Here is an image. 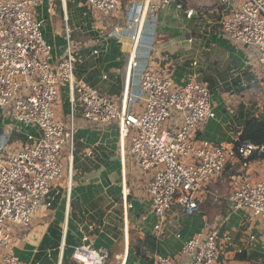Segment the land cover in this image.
<instances>
[{
	"label": "crops",
	"instance_id": "crops-1",
	"mask_svg": "<svg viewBox=\"0 0 264 264\" xmlns=\"http://www.w3.org/2000/svg\"><path fill=\"white\" fill-rule=\"evenodd\" d=\"M177 1L183 10L176 9L173 1L162 6L161 0H150L156 9L145 10L140 24L125 18L127 0L107 18L96 17L86 0H38L36 18L57 56L70 46L75 78L119 106L125 105L130 93H139L141 69L131 65L136 58L143 63L146 60L150 68L178 84L202 82L209 90L216 116L201 125L197 138L233 148L247 120H264V71L258 63V51L231 42L217 23L220 16L238 9L243 0H233L229 6L219 0ZM188 8L197 13L195 17H185ZM151 17L153 22L148 21ZM207 19L214 22L208 24ZM151 25L154 37H148ZM112 31L117 35L110 36ZM68 108L64 86L55 106L56 120L67 122ZM141 111L137 103L133 112ZM75 115L74 149L71 154L67 149L60 154L63 177L52 185L49 206L39 208L31 228L16 241L20 264H39L50 254L60 264L82 237L94 248L108 249L110 264H151L158 255L186 264L189 259L181 254L184 242L214 229L219 264H264L261 219L246 209L232 210L222 199L230 193V177L241 169V160L230 161L223 174L206 187L200 196V212L187 217L173 204L163 217L162 231L157 232L153 227L157 219L146 196L151 173H139L131 161L128 131L115 123L103 127L86 124L79 108ZM32 131L0 108L2 154L14 152L27 134L34 135ZM247 163L245 171L251 183L260 181L264 157L247 159ZM132 200L140 203L135 223L127 205ZM48 216L51 220L44 222Z\"/></svg>",
	"mask_w": 264,
	"mask_h": 264
},
{
	"label": "built area",
	"instance_id": "built-area-1",
	"mask_svg": "<svg viewBox=\"0 0 264 264\" xmlns=\"http://www.w3.org/2000/svg\"><path fill=\"white\" fill-rule=\"evenodd\" d=\"M122 1L86 0V4L107 18ZM127 1L124 16L134 24H140L145 10L156 9L150 0ZM172 1L176 9L183 10L177 0H161V4ZM232 1L219 0L223 6ZM37 6L38 0H0V108L34 133L27 134L14 152H0V264H20L15 255L18 236L32 226L41 206H49L52 185L63 177L60 154L64 149L71 154L74 149L77 108L86 124L103 127L115 123L128 131L131 161L139 173H151L146 196L157 219L153 226L157 232L162 231L163 217L173 204L186 216L196 213L206 187L223 174L230 161L241 160V169L230 177V193L222 199L232 210L246 209L261 219L264 246V177L253 184L245 171L247 159L254 153L264 154V146L244 141L226 148L199 140L198 129L216 116L207 86L198 80L178 84L154 71L146 60L136 58L131 63L132 68L141 69L139 93H130L124 106L78 81L70 46L61 55L55 54L36 18ZM184 14L191 19L197 13L188 8ZM152 20L155 18L148 21ZM217 23L231 42L257 49L264 71V0H243ZM151 26L148 37H154ZM131 39L136 41L137 34ZM64 86L67 122L56 120L55 113ZM137 103L142 107L140 114L133 112ZM141 219L145 221V217ZM181 254L189 259L186 264H219L217 230L186 240ZM108 257V249L94 248L82 237L60 264H106ZM151 264L185 263L158 255Z\"/></svg>",
	"mask_w": 264,
	"mask_h": 264
},
{
	"label": "trees",
	"instance_id": "trees-1",
	"mask_svg": "<svg viewBox=\"0 0 264 264\" xmlns=\"http://www.w3.org/2000/svg\"><path fill=\"white\" fill-rule=\"evenodd\" d=\"M244 141H248L256 146H264V120L252 118L245 122L238 140L236 141V146ZM258 156L263 158L264 154L258 155L257 153H254L250 156L249 160H253Z\"/></svg>",
	"mask_w": 264,
	"mask_h": 264
},
{
	"label": "rangeland",
	"instance_id": "rangeland-1",
	"mask_svg": "<svg viewBox=\"0 0 264 264\" xmlns=\"http://www.w3.org/2000/svg\"><path fill=\"white\" fill-rule=\"evenodd\" d=\"M92 11V10H91ZM92 13L96 16V17H100V18H102L101 16H99V15H97L96 13H94L93 11H92ZM96 25H94V27H95ZM114 35H117L116 34V32H114V31H112L111 33H110V36H114ZM128 206H129V204H127ZM128 210L129 211H131V208L130 207H128ZM201 210H199V211H197L196 213H198V212H200ZM130 214V213H129ZM187 217H190V216H187ZM129 219H131V214H130V218ZM49 220H51V216H48L47 217V219H45L44 220V222H47V221H49ZM44 222H43V225H44ZM41 225V224H40ZM31 228V227H30ZM29 228V229H30ZM28 229V230H29ZM27 230V231H28ZM26 233V232H25ZM24 233V234H25ZM131 243L132 244H134L132 241H131ZM71 245H73V241H72V243H71ZM68 250V249H67ZM66 250V251H67ZM68 253H70V252H68ZM68 253H66L65 254V258H66V256L68 255ZM64 258V259H65ZM109 261H112V259L110 258L108 261H107V264H110V262ZM39 264H56V259H55V257L52 255V254H50V256H45L42 260H41V262L39 263ZM112 264V263H111Z\"/></svg>",
	"mask_w": 264,
	"mask_h": 264
},
{
	"label": "water",
	"instance_id": "water-1",
	"mask_svg": "<svg viewBox=\"0 0 264 264\" xmlns=\"http://www.w3.org/2000/svg\"><path fill=\"white\" fill-rule=\"evenodd\" d=\"M139 201L138 200H132L131 201V209H132V222L135 223L137 217H138V212H139Z\"/></svg>",
	"mask_w": 264,
	"mask_h": 264
}]
</instances>
